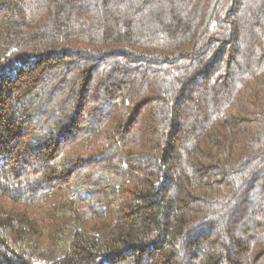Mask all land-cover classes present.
<instances>
[{"label":"trees","instance_id":"16d2710c","mask_svg":"<svg viewBox=\"0 0 264 264\" xmlns=\"http://www.w3.org/2000/svg\"><path fill=\"white\" fill-rule=\"evenodd\" d=\"M0 264H264V0H0Z\"/></svg>","mask_w":264,"mask_h":264}]
</instances>
